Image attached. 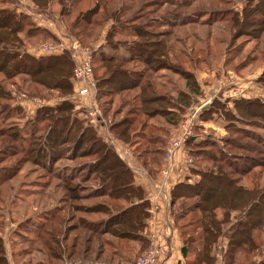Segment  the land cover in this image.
I'll return each instance as SVG.
<instances>
[{
  "label": "trees",
  "instance_id": "obj_1",
  "mask_svg": "<svg viewBox=\"0 0 264 264\" xmlns=\"http://www.w3.org/2000/svg\"><path fill=\"white\" fill-rule=\"evenodd\" d=\"M46 1L32 0L36 7L39 8V4L42 5L41 11L45 10ZM206 1L165 0L164 5L171 6L174 10H186L194 3ZM61 6L60 4L59 7ZM99 6L96 0L92 7L78 12L72 19L73 25L68 31L79 43H81V29L75 30V34L72 30L78 26L83 28L90 26L91 19L97 15L98 10L100 15L104 11V8L101 6L100 9ZM59 12L65 13L61 10ZM202 14L206 17L201 22H205L203 26L206 25L208 28L212 23L224 20L223 18L226 17L224 15H231L232 27L237 28L233 37L249 34L257 37L264 31V0L255 2L245 0L238 16L224 7L209 10L208 13L207 10H200L192 19L189 14L180 17L177 13H170L167 21L174 27L193 25L196 24V19L203 16ZM134 26L131 34L132 41L124 47L125 56L108 55L105 53L107 48L92 53L96 56L97 63L95 65L91 60L95 98L96 100L106 98L101 103V106H104L102 112L106 113L108 112L106 106L112 96L121 92L128 94L135 91L130 97V104L128 103L125 113L118 120L110 122L107 130L114 139L131 149L132 155L141 165H146L144 159L149 154L150 157H156L151 158L153 165H158L162 156L157 149L162 143L160 136L154 135L147 139L146 143L152 147L150 151L142 150L140 153H134L139 151V144L145 138V130L155 126L153 121L155 118L162 122L164 127L176 126L179 121L178 113L180 114L184 107L193 102L199 90L194 75L183 70L176 61L169 60L170 47L167 45L165 35L148 31V25ZM41 33H44L46 39L56 42L54 36L32 27L25 15L16 13L13 9L0 8L2 80L25 76L34 86L55 91L59 97H67L72 92L70 78L73 69L68 51L62 50L59 54L36 57L25 52L24 38L29 39ZM106 39L107 35L104 43L108 47ZM122 64H132L129 65L131 69H123ZM137 64L142 67L137 68ZM158 71H168L180 77L184 82V89L178 90L175 96L166 91L157 90L152 75ZM256 82L264 88V71L257 77ZM7 99L8 95L0 84V104ZM226 102L211 101L207 107L201 109L197 120L205 122L217 117L224 122V129L228 133L232 131L235 135H242L245 139L263 145L264 139L260 137L262 135L253 130L264 132V99L241 98L233 101L232 108H228ZM0 106L3 107V105ZM254 108H258V111L256 112ZM71 109L72 106L67 101H61L54 107H40L34 115L36 127L28 124L30 126L24 127L25 133L21 132V135L19 131H15L8 136L9 131L0 130V138L6 137L18 143L17 150L22 155L18 162L23 159L24 164L32 165L48 175L57 158L53 152L51 153L52 146L55 144L63 146L68 142V126L64 131L60 126L64 122L66 124V119H70ZM11 110L16 111V109H8L6 112L9 113ZM249 117L252 119H242ZM3 118L5 115L1 117V121L5 120ZM41 130H45L44 135H36ZM193 130L195 133V129ZM191 137L186 141L189 148L188 155L194 161L204 160L209 163V166H203L201 169L198 167L196 170L190 169L189 174L197 176V179L191 183L183 180L173 185L169 191V210L181 240L180 254L184 264H215L213 252L222 242L225 243L223 264H264V259L256 262L251 260V257L259 252L257 234H264V187L247 189L241 184V178L248 174L251 164L244 163L241 167L236 161L224 157L225 150L218 148L213 139L192 143L193 136ZM1 142L0 155L3 154L2 157H4L9 153L3 149L6 145L5 141ZM74 143L81 148L79 153L81 159L89 160L81 164V171L85 173L83 181H87L92 176L93 180L98 182L92 196L89 193L85 197L81 195V198L86 200L106 197L114 202L125 203L124 207L115 212H111L104 203L81 207V258L84 259L83 256H86L92 247H96L94 253L98 254L97 256L104 254L108 260L117 261L116 259L120 258L117 247H121L118 245L125 241H136L141 248L145 247L146 239L141 232L149 217V203L141 187L135 183L127 164L115 153L111 145L96 135L91 126H82V122L81 132ZM229 143L237 144L231 137L226 136L223 144L229 146ZM243 144L242 146L246 147V144ZM259 154L263 155V153ZM9 156L15 155L10 153ZM243 158L246 161H255V157ZM2 163L0 160V164ZM256 166L264 167V163L258 162ZM18 167H20L19 163L15 167L0 166V187L15 177L20 169ZM61 184L64 192H69L67 183ZM56 217L57 213H48L43 217V224L36 225V228H29L28 233L31 234L32 229L35 236L27 242L28 248L35 239L41 245L38 249L22 248L16 251L13 255L14 259L27 258L35 252L41 256V260L34 264L60 263L64 254L60 251L61 243L66 241L70 228L66 225L60 230L63 223L56 220ZM51 222L52 224L55 222L57 228L51 226L48 231H45L46 226ZM106 235L115 239L116 243L107 240L104 237ZM94 238L97 244L92 245ZM103 247L108 252L105 253L102 250ZM71 257L74 256L69 255L67 258ZM0 264H9L1 235Z\"/></svg>",
  "mask_w": 264,
  "mask_h": 264
},
{
  "label": "rangeland",
  "instance_id": "obj_2",
  "mask_svg": "<svg viewBox=\"0 0 264 264\" xmlns=\"http://www.w3.org/2000/svg\"><path fill=\"white\" fill-rule=\"evenodd\" d=\"M95 1L60 0L58 2V0H47L45 10L41 11L40 9L43 8H40V6L42 5L39 4L38 8L32 0H0V8L13 9L16 13L25 15L32 27L38 28L50 36L61 37L63 42L64 39L78 42L71 35V32L68 31L73 25L72 19L78 12L92 7ZM97 1L100 5L99 8L101 9V6L104 8V11L102 10L103 13L100 15V10H98L97 15L92 17L90 26L85 28L81 26L73 27L74 30H72V33H74L75 30L81 29V43H78L82 48L88 50L95 65H97L96 56L92 53L107 48L108 50L105 49V53L108 55L125 56L124 47L132 41L131 34L133 33L134 25H148V31L165 35V38H167V45L170 47L169 60L176 61L183 70L185 69L194 75L199 90L197 95L199 97L196 96L197 100H195L194 104L200 105L204 99L209 98L211 101L218 100L220 103L227 101L228 108H232L233 101L241 98L264 99V88L256 82L257 77L264 71V31L258 34L257 37L252 34H249L250 36L233 37L237 28L232 27L231 15H224L226 16L223 18L224 20L212 23L209 28L206 25L203 26L205 22H201L206 17L203 14L202 17L200 16L198 20H195L196 24L194 23L193 25L174 27L170 26L167 21L170 13H177L180 17L189 14L192 19L200 10H207L208 13L209 10H217L224 7L238 16L245 0H207L206 2L194 3L186 10H174L173 7L164 5L165 0ZM252 1L255 2L256 0ZM60 4L62 5L61 7H59ZM59 10L65 13L59 12ZM58 12L61 14L59 15ZM106 35L108 47L104 43ZM57 42L46 39L44 33L35 34L29 39L24 38V49L25 51L34 49L35 53L37 51L41 52L43 46L55 47L57 51L60 49L59 53L62 50H66L57 47ZM41 55L45 54L41 53ZM129 65L132 64H122L121 66L123 69L129 70L131 69ZM141 67L142 65L137 64V68ZM152 78L157 90L166 91L172 96H175L178 90L184 89L182 79L168 71H158L152 75ZM2 79L0 75V84L5 89L8 99L0 104L3 105V107L0 106V130L3 132L9 131L8 136L15 131H19L21 135V132L25 133L23 128H27L30 125L36 127L37 123L34 115L35 111L40 107H54L61 101H67L72 106L70 119H66V124L64 122L60 126L62 131L66 130V126H68V142L63 146L56 144L52 146L51 153L53 152V155L57 158L55 159L56 163L49 170L51 173L48 175L44 171L32 167V165L24 164L23 159L18 162L22 157L17 150L18 143L6 137L0 138V148L2 145L1 141H5L6 145L3 149L7 153L15 155L14 157H8L9 154L4 157H2L3 154L0 155V160L3 162L0 166L8 168L15 167L17 163L20 165L15 177L0 187V235L3 237V241L10 253V264H34L41 260V256L35 252L31 253L27 258L18 260L14 259L15 256L13 255L22 248H39L41 244L37 239L32 240L28 248L27 242L35 236L32 229L30 231L31 234L28 233L29 228H36V225L43 224V217L47 216L48 213H57L56 220L58 219L63 223L60 226V230L64 229L66 225L70 228L66 235V241L61 243L62 249L60 251L64 252L63 259L73 255L74 257L67 259L76 260V264H93L95 262H93L94 260L91 256L85 259L81 258V207L94 203H104L111 212H115L119 208L124 207L125 203L114 202L106 197L86 200L81 198V195L85 197L89 193L92 196L98 182L93 180L92 176L87 181H83L85 173L81 171V164L87 163L89 160L81 159V156H79L81 148L75 145L74 140L77 139L81 132V122L82 126H91L95 130L96 135L103 132H97L96 126L90 125L88 119L84 118L86 112L84 106L87 103H83L84 99L75 97L73 89L67 97H59L55 91H47L34 86L28 82L25 76H18L11 80ZM134 93L135 91L128 94L121 92L112 96L106 106L108 107V109L106 108L108 111L106 113L102 112L104 106H101V103L106 98H98L96 100V108L99 113L98 124L103 126L106 136L108 134L110 138H114L108 132L107 126L110 122L118 120L125 113L128 103L130 104V97ZM186 108L182 109V114L187 112ZM8 109H16V111L13 112L11 110L8 113V111L6 112ZM254 109L256 112L258 111V108ZM4 115L5 118L3 119L5 120L1 121V117H4ZM178 115L180 114L178 113ZM211 119H215L217 122L218 118L213 117ZM242 119L249 120L252 118ZM153 121L155 126L146 129L148 131L145 130V138L139 144V151L134 153H140L142 150L150 151L152 147L146 143L147 139L154 135L155 137L163 136L166 127L162 126V122H159L157 118ZM219 122L220 127L218 129L207 128L205 131H198L194 133L197 135H193V139H197V142H201L204 139H213L218 148L225 150L224 157L236 161L237 165L241 167L244 163H247V165L251 164L250 168L248 167L250 170L248 174L241 178V184L244 188L264 187V167L256 166L258 162L264 163V144L260 145L253 140L245 139L242 135H235L232 131L228 133L224 129V122L222 120ZM196 128L195 126L194 129ZM253 131L260 133L262 135L260 137L264 139V132L257 129ZM39 132L36 135H44L45 130ZM226 136L231 137L237 144L229 143V146H225L223 140ZM243 143L246 144V147L242 146L244 145ZM122 147L124 149L127 148V146ZM130 152L132 155L131 149ZM259 153H263V155L261 156ZM132 156L134 158V155ZM243 157H248L249 159H251L250 157H255L254 159L257 162L254 160L246 161ZM151 158L155 159L156 157H150L149 154L144 159L146 165L150 167L154 164ZM148 159L150 160L147 162ZM190 159L192 168L195 170L198 167L201 169L203 166H209V163L202 159L199 161H194L192 157ZM250 161L254 162L249 163ZM196 179L197 176L189 175L184 180L187 183H191ZM63 182H66V185L69 186V192H64L61 186ZM51 226L57 228L55 222L53 224L51 222L46 226L47 230L45 231H48ZM257 240L259 254L256 253L251 257V260L255 262L264 259V234L258 233ZM24 241L25 243H23ZM93 243L97 244L95 238ZM73 246L74 248H72ZM224 248V242L215 247L213 252L215 264H223ZM136 259V257H133V264Z\"/></svg>",
  "mask_w": 264,
  "mask_h": 264
},
{
  "label": "crops",
  "instance_id": "obj_3",
  "mask_svg": "<svg viewBox=\"0 0 264 264\" xmlns=\"http://www.w3.org/2000/svg\"><path fill=\"white\" fill-rule=\"evenodd\" d=\"M55 37V36H54ZM56 46L60 48H68V42L64 39V42L61 41V37L56 36ZM55 42V43H56ZM26 53L30 54L31 56H38L41 55V52L37 51L35 53V50L25 51ZM34 52V53H33ZM202 88V87H201ZM199 97V96H197ZM195 97L193 102L187 106L186 110L188 111L189 108L197 106L195 103V100H197ZM83 103H85V100H83ZM191 105H193L191 107ZM207 107V106H206ZM86 112L89 110V108L84 107ZM179 121L177 122V125L174 127H166L165 132L163 133V136L161 139V145L157 147L158 150L162 153L161 159L159 160L158 165H152L150 166H143L136 161L133 156L131 155L130 149L123 148L122 146L126 145L114 138H110V135L104 133V128L99 124V126H96L97 132H103L98 133L97 135L106 143L111 145L115 151V153L127 164L130 171L132 172L134 181L137 185L141 187V189L144 192L145 198L147 199L149 203V208L152 210L151 213H149V217L146 221V226L142 230L141 234L146 239V246L140 247V244L136 241H125L123 242L121 247H117V251L120 254V258H114L117 261H111L108 260L104 254L97 256L98 254L94 253V248H91L90 252L83 256L84 259L88 258L89 256L92 257L94 260L93 264H133V257H136L140 255V253L149 245L153 244L156 247H165L166 248V254L161 257V264H184L183 258L180 254V248H181V240L179 237V234L177 233L173 219L170 214L169 210V191L173 185L176 183H179L184 180L187 176H189V169L184 166V163L182 161V154L181 150H176L172 155L171 160V167L166 176H162L160 171L165 168V162H164V152L165 149L169 143L170 140L177 138L180 135V129H178V123L180 122L183 114L180 113ZM198 119V118H196ZM220 120L217 119V122L215 119H211L205 122L201 121H195L194 126L192 128V136L194 133V127L195 133L198 131H205L207 128H213L218 129L220 127ZM95 126V125H93ZM197 135V134H194ZM192 138V137H191ZM197 139H193L192 143H196ZM187 143V142H186ZM184 144L185 151H189V148L187 144ZM121 144V145H120ZM123 155V156H122ZM107 240H109L112 243H116V240L113 238H110L109 236H104ZM3 240V237H2ZM6 257L10 264V253L7 250V247L3 241ZM94 243H92L93 245ZM9 246V245H8ZM115 248H113L114 250ZM102 250L106 253L108 250L103 247ZM131 256V257H129ZM135 262V261H134ZM58 264H76V260L71 259H63ZM83 264V263H82ZM89 264V263H86Z\"/></svg>",
  "mask_w": 264,
  "mask_h": 264
},
{
  "label": "built area",
  "instance_id": "obj_4",
  "mask_svg": "<svg viewBox=\"0 0 264 264\" xmlns=\"http://www.w3.org/2000/svg\"><path fill=\"white\" fill-rule=\"evenodd\" d=\"M59 50L57 51L55 47L43 46L41 48V53L59 54ZM66 50L68 51L70 60L73 63L70 82L72 84L74 96L84 99L85 103H87V105L84 104V107L89 108V110L85 112L84 118L88 119V123L90 125L92 124L99 126V113L96 108L95 87L92 78L91 55L87 49L82 48L81 45L75 40H72L69 43V46L66 48ZM210 102L211 100L206 98L200 105L189 108L188 111L186 110L187 112L185 111L186 113L183 114L180 122L178 123L180 135L177 138L170 140L165 149L163 158L165 162V168L160 171L162 176H166L168 174L171 167L172 155L176 150H181V153H183L181 158L184 166L189 170L193 169L190 156L183 147L187 139L192 136V128L194 126V122L197 120L196 118L199 112L201 109L208 106ZM148 212L151 213L152 210L148 208ZM165 254V247H156L153 244H149L140 253L134 264H161V257H163Z\"/></svg>",
  "mask_w": 264,
  "mask_h": 264
}]
</instances>
